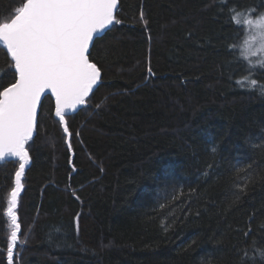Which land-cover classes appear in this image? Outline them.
<instances>
[{"label":"trees","instance_id":"trees-1","mask_svg":"<svg viewBox=\"0 0 264 264\" xmlns=\"http://www.w3.org/2000/svg\"><path fill=\"white\" fill-rule=\"evenodd\" d=\"M230 9L254 18L264 0H119L90 57L98 85L65 117L71 136L42 101L12 264H244L242 250L262 264L264 94L243 90ZM10 65L0 46L4 86ZM18 167L0 162V264Z\"/></svg>","mask_w":264,"mask_h":264},{"label":"snow or ice","instance_id":"snow-or-ice-1","mask_svg":"<svg viewBox=\"0 0 264 264\" xmlns=\"http://www.w3.org/2000/svg\"><path fill=\"white\" fill-rule=\"evenodd\" d=\"M117 3L118 0H18L0 14V46L10 57L13 81L8 86L0 84V162L11 157L19 165L4 213L11 230L7 238L8 264H12L21 232L18 197L31 159L27 145L36 129L41 98L46 92L55 97V116L71 136L65 117L87 103L100 80V68L90 57L96 44L111 31L110 26L120 23L115 16ZM226 5L227 0H223ZM254 12L230 9V20L243 16L237 29L243 44L241 55L247 61L242 65L248 75L243 90L264 94V84L249 75L255 72L264 80V59L258 65H252L250 60L264 52V13H255L253 18ZM243 25L248 26L247 37ZM236 62L241 64L239 59ZM257 252L264 264V251ZM240 255L248 264L247 250Z\"/></svg>","mask_w":264,"mask_h":264},{"label":"water","instance_id":"water-1","mask_svg":"<svg viewBox=\"0 0 264 264\" xmlns=\"http://www.w3.org/2000/svg\"><path fill=\"white\" fill-rule=\"evenodd\" d=\"M118 7H119V0H118V3H117V9H118ZM117 9L115 10V13H116ZM98 82H99V81H98ZM97 85H98V84H97ZM97 85H96V86H97ZM96 86H94L93 90L96 88ZM47 94H50V93L46 92L45 95L42 96V98H41V104H42V101H43L44 97H45ZM90 94H91V93H90ZM50 95H51V94H50ZM51 96L54 98V102H55V97H54L53 95H51ZM80 107H82V106H79L78 109H79ZM40 108H41V105H40V107H39L38 110H37V121H38V117H39V113H40ZM78 109H77V110H78ZM73 113H74V112H73ZM68 114H71V113H68ZM36 125H37V123H36ZM35 132H36V129H35V131L33 132V136L35 135ZM7 159H15V158H11V157H10V158H7ZM30 163H31V159H30L29 164L26 165V167H25V172H26V170L28 169ZM25 172H24V174H25ZM23 177H24V175H23ZM23 177H22V179H23ZM21 183H22V180H21ZM22 192H23V187H22V190L20 191V194H21ZM20 194H19V195H20Z\"/></svg>","mask_w":264,"mask_h":264},{"label":"rangeland","instance_id":"rangeland-1","mask_svg":"<svg viewBox=\"0 0 264 264\" xmlns=\"http://www.w3.org/2000/svg\"><path fill=\"white\" fill-rule=\"evenodd\" d=\"M246 29H247V34H246V37H247V35H248V26L247 25H246ZM241 50L243 51V45H242ZM261 59H264V52L259 53L257 56L250 57L252 65H258V63Z\"/></svg>","mask_w":264,"mask_h":264}]
</instances>
